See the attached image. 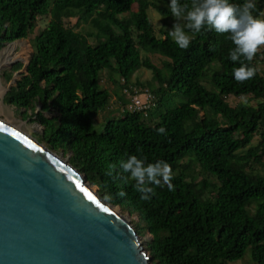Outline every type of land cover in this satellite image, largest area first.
Returning <instances> with one entry per match:
<instances>
[{
    "label": "trees",
    "instance_id": "1",
    "mask_svg": "<svg viewBox=\"0 0 264 264\" xmlns=\"http://www.w3.org/2000/svg\"><path fill=\"white\" fill-rule=\"evenodd\" d=\"M230 2L242 5L245 0ZM254 2L252 15L264 19V0ZM169 3L0 0V48L25 39L37 18L48 17L32 37L24 71L5 91L2 103L36 122L41 127L38 142L67 156L103 203L135 217L131 225L136 236H149L143 249L150 264H230L246 250L251 264H264V175L253 169L261 159L264 166V76L256 67L264 47L251 62L241 57L257 71L252 79L238 82L233 71L241 61L229 59L235 47L230 34L207 26L194 33L181 19L191 38L186 50L169 35L171 29L161 27L159 36L154 34L147 10L155 11L164 25L175 19ZM179 3L191 9L192 0ZM68 19H75L73 26L64 24ZM80 21L89 25L90 33L74 30ZM140 51L162 57L160 67ZM139 69L148 71L156 84L148 90L150 105L130 110L129 101L122 103L120 116L92 131L93 116L109 99L98 87L101 73L114 74L117 81L112 82L132 95L130 78ZM131 86L143 88L139 82ZM230 96L246 101L230 106ZM176 97L182 98L178 106L164 109ZM44 112L52 114L45 117ZM161 127L163 134L157 132ZM255 135L258 142L250 146ZM130 155L146 165L168 163L173 190L148 185L154 195L141 200L136 182L118 166ZM111 164L117 168L108 176ZM195 168L199 180L192 173ZM119 191L126 195L118 197ZM106 193L113 196L111 201L102 199Z\"/></svg>",
    "mask_w": 264,
    "mask_h": 264
},
{
    "label": "water",
    "instance_id": "2",
    "mask_svg": "<svg viewBox=\"0 0 264 264\" xmlns=\"http://www.w3.org/2000/svg\"><path fill=\"white\" fill-rule=\"evenodd\" d=\"M118 210L0 107V264H150Z\"/></svg>",
    "mask_w": 264,
    "mask_h": 264
},
{
    "label": "clouds",
    "instance_id": "3",
    "mask_svg": "<svg viewBox=\"0 0 264 264\" xmlns=\"http://www.w3.org/2000/svg\"><path fill=\"white\" fill-rule=\"evenodd\" d=\"M169 7L175 18L169 35L181 49H187L191 38L186 34L184 28L178 22L181 19L186 21V27L194 33H199L207 26L218 34H230V39L235 45L230 51L229 59L233 62L244 60L251 62L257 52L264 47V19L254 17L252 12L256 8L254 0H245L242 5H235L230 0H192L191 9L188 5H181L179 0H170ZM256 68L248 67L241 61V66L233 71L234 79L238 82L252 79L256 74ZM159 134H163V127L157 129ZM119 169L123 174H128L136 183L135 190L140 193L141 200H149L154 195V188L148 185L162 186L167 185L168 189L173 190L172 169L164 161L145 164L143 159L135 155L127 156L119 161ZM117 165H109L106 173L113 176ZM127 182V177H123ZM118 197H124L126 193L119 191ZM104 201H111L113 196L105 194Z\"/></svg>",
    "mask_w": 264,
    "mask_h": 264
},
{
    "label": "rangeland",
    "instance_id": "4",
    "mask_svg": "<svg viewBox=\"0 0 264 264\" xmlns=\"http://www.w3.org/2000/svg\"><path fill=\"white\" fill-rule=\"evenodd\" d=\"M52 1V0H49ZM133 7L131 10H134ZM147 15L149 17V21L151 22V25L153 27V32L156 36H159L158 30L163 27L162 29H172L173 24L176 22L175 19L168 21L166 24L163 25L161 18L159 15L152 10H147ZM48 17H39L35 21V26L33 31L25 38L17 41H13L11 43H6L0 48V107H2L6 112H8L11 116H13L15 119H17L19 122H21L36 138V136L41 132V127L36 123L28 118L23 119L20 116V111L15 110L14 108L7 106L6 104L2 103V97L3 94L9 87H11L14 84V81L18 79L19 74L24 71V65L27 62V59L32 51L31 49V39L36 34L38 30H41L47 23ZM75 19H68L64 21V24L67 27H71L75 23ZM179 22V21H178ZM77 32L80 33H90L91 29L89 28V25H86L83 22H79L78 26L74 28ZM88 42L90 44H93L94 41L92 39H88ZM141 57H146L149 62L157 67H160V63L162 61V57L156 55V54H147L142 51H140ZM15 64H20V68L16 71L12 69V67ZM257 70L264 76V57H260L259 61L256 64ZM150 73L144 69H139L136 72L133 73V75L130 78V84L129 88H131L132 91L138 89V88H132V84L134 82H139L143 88H139L137 91H143L145 90L148 93V90L154 89L156 87V84L152 81H150ZM112 81H117V77L112 74L108 73L106 71L102 72L100 75V80L98 87L99 89H105L109 94L108 103L101 111H99L95 116L92 118L91 123V129L92 131L99 132L104 123L107 120L110 119H116L118 116H120L122 107L129 101L130 95L126 91L124 92L120 87H118L115 83ZM121 83V82H120ZM149 83L148 86L145 84ZM149 94V93H148ZM144 99V96H139V101H142ZM182 101L181 97H176L172 101H169L167 105L164 106V109L172 108L175 105ZM227 103L230 106L235 105L237 102H245L246 98H235V97H228L226 99ZM152 102V99H151ZM124 105H123V104ZM249 103L253 104V101L249 99ZM38 105L35 106L34 110H38ZM27 114H29V111H26ZM52 113L44 112L43 115L45 117H50ZM258 142V137L255 135L250 143V146H255ZM42 144V143H41ZM43 145V144H42ZM44 146V145H43ZM56 156H58L59 152H53ZM67 157V156H64ZM62 156V159H64ZM262 159L258 160L257 164L253 165L254 171L258 172L259 174L264 175V166L261 165ZM193 175L195 174L197 177V180L200 179V175H198L197 169L195 168L192 172ZM162 186H165L162 182ZM91 190H94V187H91ZM118 213L125 218V220L128 221L129 226L132 227L131 222L135 221V217L130 218L126 213H121L118 210ZM149 239V236L147 234H144L142 237H138V241L142 247H144V243ZM249 258V252L248 250L245 251L242 258L238 261H235L230 264H251L248 260Z\"/></svg>",
    "mask_w": 264,
    "mask_h": 264
},
{
    "label": "built area",
    "instance_id": "5",
    "mask_svg": "<svg viewBox=\"0 0 264 264\" xmlns=\"http://www.w3.org/2000/svg\"><path fill=\"white\" fill-rule=\"evenodd\" d=\"M144 96V99L142 101H139V96ZM151 96L143 90L133 91V95L130 97L129 103L127 105V108L130 110H141L142 108H146L148 105H150Z\"/></svg>",
    "mask_w": 264,
    "mask_h": 264
},
{
    "label": "snow or ice",
    "instance_id": "6",
    "mask_svg": "<svg viewBox=\"0 0 264 264\" xmlns=\"http://www.w3.org/2000/svg\"><path fill=\"white\" fill-rule=\"evenodd\" d=\"M89 199H92V197H91V196H89Z\"/></svg>",
    "mask_w": 264,
    "mask_h": 264
},
{
    "label": "bare ground",
    "instance_id": "7",
    "mask_svg": "<svg viewBox=\"0 0 264 264\" xmlns=\"http://www.w3.org/2000/svg\"><path fill=\"white\" fill-rule=\"evenodd\" d=\"M114 210V209H113Z\"/></svg>",
    "mask_w": 264,
    "mask_h": 264
}]
</instances>
